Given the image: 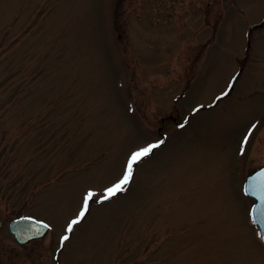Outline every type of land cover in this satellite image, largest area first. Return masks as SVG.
Here are the masks:
<instances>
[{"label": "rangeland", "instance_id": "374dc122", "mask_svg": "<svg viewBox=\"0 0 264 264\" xmlns=\"http://www.w3.org/2000/svg\"><path fill=\"white\" fill-rule=\"evenodd\" d=\"M163 133L56 252L81 192ZM262 165L264 0H0V264H264L242 190ZM21 216L53 227L18 244Z\"/></svg>", "mask_w": 264, "mask_h": 264}, {"label": "snow or ice", "instance_id": "6c2138e0", "mask_svg": "<svg viewBox=\"0 0 264 264\" xmlns=\"http://www.w3.org/2000/svg\"><path fill=\"white\" fill-rule=\"evenodd\" d=\"M240 73L236 75H230L228 81L223 90L216 95L212 101L211 105H205L197 103L195 107L192 108V112L196 113L200 109L205 107H211L216 105L221 98L227 97L232 90H234L235 83L239 79ZM257 123H253L246 131V134L242 137L240 152L244 153L245 146L248 144L249 139L253 133V130L257 128ZM187 124V120L184 123L180 124L179 127L183 128ZM167 133L162 134V138H157L151 140L150 142H145L141 145L135 146L127 154L125 161L121 167L120 173L115 176L113 179L109 180L105 185H90L87 186L80 196V201L77 204L76 210L70 214L62 226L61 234L59 235V247L56 249V252L61 253L64 249L68 247L71 240L74 238L77 229L82 225V223L92 214L93 204L98 206L110 202L117 197L118 194L126 192L130 185L134 182L137 169L139 166L144 163V161L150 158L155 154V151L159 149L162 145L166 143ZM260 177H264V172H261ZM255 179V178H254ZM255 185H250L247 191H251ZM262 195H264V186L261 189ZM35 219V218H33ZM39 223L51 229L53 225L48 223L46 220H40ZM261 240H264V232L258 234ZM58 264H63L62 261L57 257Z\"/></svg>", "mask_w": 264, "mask_h": 264}, {"label": "water", "instance_id": "95a60500", "mask_svg": "<svg viewBox=\"0 0 264 264\" xmlns=\"http://www.w3.org/2000/svg\"><path fill=\"white\" fill-rule=\"evenodd\" d=\"M261 172H264V165L247 176L244 183V193L255 200L251 209V216L260 232H264V195L261 192L262 186H264V177H260ZM253 184L255 187L251 191H247ZM9 231L19 244H27L43 238L47 234L48 228L33 218L20 217L10 222Z\"/></svg>", "mask_w": 264, "mask_h": 264}]
</instances>
